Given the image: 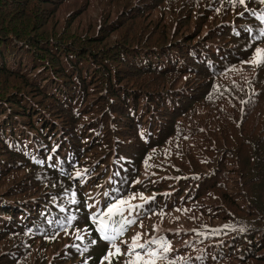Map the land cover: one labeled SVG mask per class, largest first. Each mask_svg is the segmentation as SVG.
Returning <instances> with one entry per match:
<instances>
[{"label":"trees","instance_id":"trees-1","mask_svg":"<svg viewBox=\"0 0 264 264\" xmlns=\"http://www.w3.org/2000/svg\"><path fill=\"white\" fill-rule=\"evenodd\" d=\"M257 48L264 0H0V264H264Z\"/></svg>","mask_w":264,"mask_h":264},{"label":"snow or ice","instance_id":"snow-or-ice-1","mask_svg":"<svg viewBox=\"0 0 264 264\" xmlns=\"http://www.w3.org/2000/svg\"><path fill=\"white\" fill-rule=\"evenodd\" d=\"M245 0H239L240 4H244ZM256 56L260 57L262 55V52L264 50H261L257 48L255 50ZM254 63L260 62L259 60H254ZM37 163H42V161H37ZM79 176V173H77ZM72 196L75 197V193H72ZM135 197H120L119 199H116L114 202L109 203L107 205V219L106 220H100L97 222V220L94 218L93 222L97 223L96 231L100 235V239L107 242L110 246L116 247V240L123 234L125 231V228L128 224L132 223L131 220H125V212L131 211L135 208H138L139 205H133L130 203L132 199ZM141 199H143V196L141 194ZM75 202V200H73ZM119 224V227H115L114 225ZM108 225H113L111 228V231H108ZM66 234H67V230ZM78 239L81 237L77 236ZM140 236L137 234V236L133 237L132 243L128 245V252L126 253L129 257H135L134 259H130L126 264H156V257L160 256L162 257V253H167L170 250V245L167 243H162V248L160 251L153 249L150 247L151 244L155 243V241H148L146 243L139 242ZM92 243H96V241H92ZM116 253H120L119 247H116ZM111 255V253H109Z\"/></svg>","mask_w":264,"mask_h":264},{"label":"rangeland","instance_id":"rangeland-1","mask_svg":"<svg viewBox=\"0 0 264 264\" xmlns=\"http://www.w3.org/2000/svg\"><path fill=\"white\" fill-rule=\"evenodd\" d=\"M253 69H255V65H254V63H252V62H249V63L244 67V70H245V71H251V70H253ZM86 180H87V178L85 177V179L83 180V182H85ZM138 198H139V197H137L136 199H138ZM87 199H88L89 201H91V205L94 206V208H95V207H96L95 204H97V202L94 201V194H92V193L89 192V194H87ZM132 200H133V199H132ZM131 211H133V210H131ZM131 211H130V212H131ZM127 213H128V211H127ZM73 235H78V230H75V231L73 232ZM86 243L88 244L87 248L90 249V248H93V247H94L95 250L98 249V247H96V246H94V245H92V244L90 243V240H87ZM105 244H106V245H109L107 242H105ZM154 245H155V243L152 244V246H154ZM115 251H116V247L109 246V248H108V253L113 254V253H115Z\"/></svg>","mask_w":264,"mask_h":264}]
</instances>
